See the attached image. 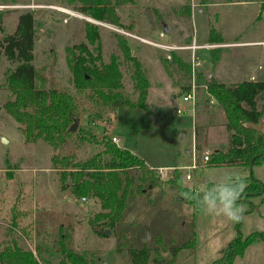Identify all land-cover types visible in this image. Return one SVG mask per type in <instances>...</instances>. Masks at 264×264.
<instances>
[{"label": "rangeland", "instance_id": "374dc122", "mask_svg": "<svg viewBox=\"0 0 264 264\" xmlns=\"http://www.w3.org/2000/svg\"><path fill=\"white\" fill-rule=\"evenodd\" d=\"M110 1L116 5L122 27L96 22L75 10V6H80L78 0H0V40L15 29L21 12L30 11L35 20L33 64L38 76L47 80L51 78L59 89L74 96L79 125H89L98 139H102L105 133L116 134L121 144L133 150L146 164H176L178 167L156 168L158 186L146 194L134 196L116 228L107 229L109 235H99L95 230H100L102 225L97 224L94 228L89 224V219L100 211L99 202L94 198L82 200L73 196L69 188H62L60 172L51 162L53 155L69 154L77 160H84L93 156L99 146L75 137L57 149L41 139L26 142L22 124L3 108L4 103L14 97L4 78L9 63L0 50V245L13 238L35 256L38 251L39 264H61L62 261L74 264L64 258L59 244L60 236L67 233V248L83 256L79 264H131L126 248L141 246L151 247V258L163 261L172 256L168 248L183 247L172 261L161 264H210L222 257L226 242L237 232L244 237L251 232L264 231V165H253L251 169V176L263 184V193L258 197H240L237 204L244 213L238 223L222 215L209 214L202 207L193 212L175 188L166 182L175 171L182 186L189 187L193 193L202 192L211 187V182L225 175L239 174L244 180L248 170L239 166L209 164V154L207 161L202 162L206 143L217 142L224 150L226 137L221 130L207 131L198 122H191L186 104L178 97L181 87L178 74H169L162 64L170 53L188 62V53L164 46H182L192 41L198 45L211 42L208 30L212 29V24L223 38H232L238 30L244 31L239 38L252 35L251 38H264V0ZM244 1L255 3L246 7L247 16L240 17L235 13L240 7L231 4ZM214 18L216 22H213ZM86 22L99 28L104 61L116 51L113 33H119L127 40L150 83L147 102L173 129L163 127L157 115L150 116L138 109L104 106L90 98L87 91L74 88L65 48L86 42ZM163 26L168 32L161 34ZM252 29L259 35L253 34ZM212 31L218 35L214 29ZM240 49L242 51L237 52L234 59L238 65L249 64L247 70L256 71L257 64H260L262 69L257 71L264 72V45ZM211 50L209 58L212 59L217 56V48ZM198 52L202 65L197 72L196 84L201 85L205 83V72L209 69L208 54L204 50ZM121 69V91L132 95L130 71L125 66ZM37 83L41 85L39 80ZM203 91L201 87L196 89L205 95ZM215 106L209 110L214 112L219 108ZM178 107H186V112L175 113ZM1 137L7 142L3 143ZM191 139L197 155L195 169L185 167L191 163L190 153L184 152L185 148H190ZM186 173L189 180L184 179ZM128 174L138 183L140 171L131 169ZM249 204L255 206L250 212ZM145 233L146 240L143 239ZM231 264H264V240L253 241L241 256L234 257Z\"/></svg>", "mask_w": 264, "mask_h": 264}, {"label": "trees", "instance_id": "16d2710c", "mask_svg": "<svg viewBox=\"0 0 264 264\" xmlns=\"http://www.w3.org/2000/svg\"><path fill=\"white\" fill-rule=\"evenodd\" d=\"M80 6L74 9L92 20L113 27H122L117 8L110 0H78ZM1 29V28H0ZM35 20L30 11L21 12L17 17L15 29L2 37L0 50L9 63L4 78L6 87L13 99L4 103V110L13 119L22 124L26 142L43 140L57 149L70 138L82 142L94 143L98 151L84 160H77L73 154L53 155V168L60 172L62 188H69L75 197L94 198L99 202L100 211L89 224L95 228L101 224L99 235L107 229L114 230L122 219L128 202L136 195L146 194L158 186L155 179L156 168H148L137 154L112 142L106 133L98 139L87 124L79 125L76 132H69L74 117H78V105L74 96L59 89L54 80L39 77L33 64ZM116 51L109 55L108 61L102 59L101 41L98 26L85 23L86 42L66 46V61L71 80L77 91H87L90 98L104 106H117L142 110L147 115H157L165 128L173 127L147 102L150 83L140 60L134 56L127 40L119 33H113ZM208 38L211 42H220L218 35L210 28ZM169 74H178L181 83L179 93L187 89L189 64L181 57L170 53L162 60ZM125 66L130 71L132 95L121 91ZM41 82L39 86L37 81ZM45 83L47 87L45 86ZM206 91L216 101L225 119V128L230 134L229 148L213 151L209 164L220 166L240 165L249 168L264 165V133L246 127V123H257L264 116V81H240L225 85L212 77L205 81ZM140 171L138 183L128 174V170ZM246 188L241 196L258 197L263 193V184L251 175L244 177ZM180 195L181 191H191L182 186L174 171L166 181ZM183 198V197H182ZM193 212L198 206L194 200L184 199ZM249 204L248 212L254 209ZM238 223V222H237ZM15 227V222L12 223ZM12 232V228H9ZM67 233L59 238L64 258L74 264L83 261V256L67 248ZM255 240H264V231H255L242 237L239 232L224 248L222 257L210 264H231L234 257L241 256L244 249ZM182 246L170 247L172 256L168 261L151 258L152 248L148 246L127 247L126 256L131 264H161L173 260ZM41 258L32 251L22 248L16 239L0 245V264H39ZM61 264H67L62 261Z\"/></svg>", "mask_w": 264, "mask_h": 264}, {"label": "crops", "instance_id": "0c3cea01", "mask_svg": "<svg viewBox=\"0 0 264 264\" xmlns=\"http://www.w3.org/2000/svg\"><path fill=\"white\" fill-rule=\"evenodd\" d=\"M254 2L251 1H244V2H238V3H234L231 5H235L237 7L240 8H244V9H238L235 13L240 17H245L247 16L249 13L247 11V6L251 7L253 6ZM256 9V8H255ZM255 9L252 10V12L254 13L253 16H255ZM216 22V18H214V21ZM212 29L215 30L216 33H218V36L220 38V42L216 43V42H207V43H211V44H222L223 46L220 47H216L217 48V56L213 57L212 59L209 58L210 56V50H204V53H206L208 59V66L209 69L205 72V78H209L212 77L214 80H216L217 82H221L225 85H229L232 83H236V82H240V81H264V72H260L262 67L260 64H257L256 69L259 71H248L247 68L249 66V64H245V65H238L235 62V56L237 54V52H241L242 50L240 48H243L245 46H263L264 45V38H251L254 37L253 35L250 37L248 36H242L241 38L240 35H244L243 32L244 31H236L235 36H233L232 38H223V36L221 35V33L217 30V28L212 24ZM253 34L256 33V36L259 35L258 32H256V30L252 29ZM246 35V34H245ZM238 37V39L236 38ZM195 42V41H194ZM203 51V50H202ZM212 51V50H211ZM205 55V54H204ZM226 77V78H225ZM224 80H226L227 82H224ZM206 81V80H205ZM204 92V91H203ZM204 94L202 93H198L196 95V104H195V109H194V117H193V121L191 119V122L193 124H195V122H198L199 126L204 127L207 131H210L212 129H218L221 130L223 132V134H225L226 137V147L225 149H221L220 148V144L217 142H208L205 145V149L203 150V154L201 155V158L204 154H211L212 151L215 150H219V151H226L229 148V138H230V134L229 132L226 130L225 128V119L224 116L221 112V110L218 109H214V112H211L209 109H211L212 107H214L215 105H217L216 101L213 103H209V98L206 95V92H204ZM205 97L207 98L205 100ZM186 104V103H185ZM187 106V104H186ZM215 106V107H216ZM188 107V106H187ZM186 109V107H184ZM111 128H113V126H111ZM109 135V134H107ZM184 135V134H183ZM110 137L114 136L118 139V146L124 149H128L125 146H123L120 142V138L116 135V134H112L109 135ZM181 137H183L181 135ZM130 150V149H128ZM132 153L136 154L133 150H130ZM184 152L186 154L190 153L191 155V163L195 162L196 163V151H195V146L193 143V140L191 139L190 142V148H185ZM202 160V159H201ZM203 162V161H202ZM190 163V164H191ZM147 165L151 168H162V167H170V168H174V167H178V165L173 164V165H166V166H161V165H157V166H153L149 163H147ZM233 166H239L240 168L243 166L240 165H233ZM186 167V166H185ZM231 240V239H230ZM228 240L226 242V244L230 241Z\"/></svg>", "mask_w": 264, "mask_h": 264}, {"label": "clouds", "instance_id": "9594fccd", "mask_svg": "<svg viewBox=\"0 0 264 264\" xmlns=\"http://www.w3.org/2000/svg\"><path fill=\"white\" fill-rule=\"evenodd\" d=\"M246 188L243 178L225 175L218 181L211 182L202 192L181 191L180 196L184 199L194 200L198 207H202L207 213L222 215L229 221L239 222L244 209L237 204Z\"/></svg>", "mask_w": 264, "mask_h": 264}, {"label": "built area", "instance_id": "2783aa9c", "mask_svg": "<svg viewBox=\"0 0 264 264\" xmlns=\"http://www.w3.org/2000/svg\"><path fill=\"white\" fill-rule=\"evenodd\" d=\"M160 46V45H159ZM223 46L222 44H211V43H204V44H196L194 41H192L189 44L182 45V46H164L166 48H169L171 50H185L187 51L188 55V64H189V74H188V80H187V89L181 93H179L178 97L181 102H184L187 104V110L190 113L191 119L193 121L194 117V109H195V104H196V89L201 87L205 92L206 95L209 98V103L215 102V99L208 94L206 91V85L205 83L198 85L196 84V76L198 75V70L201 68L202 65V60L201 57H199V52L200 50H208L216 47ZM186 112V109L184 107H178L175 109V113L180 114ZM111 140L113 143L116 145L118 144V139L114 136L111 137ZM208 159L207 154H204L202 156V161L206 162ZM186 168L189 169H195L196 164L195 162H192L190 165L186 166ZM184 179L189 180L190 176L186 173L184 174ZM82 200H85V197H81Z\"/></svg>", "mask_w": 264, "mask_h": 264}, {"label": "water", "instance_id": "95a60500", "mask_svg": "<svg viewBox=\"0 0 264 264\" xmlns=\"http://www.w3.org/2000/svg\"><path fill=\"white\" fill-rule=\"evenodd\" d=\"M168 32V28L166 26L162 27V33H167ZM80 119L79 117H74L72 124L69 126L68 131L69 132H76L78 125H79ZM246 127L253 129L259 133H264V116L261 117V119L257 122V123H246L245 125ZM1 141L3 143L7 142V140L4 137H1ZM251 162L249 163V168H248V175H251ZM104 235H109V230H105L104 231ZM144 240L147 239V233H145V236L143 238Z\"/></svg>", "mask_w": 264, "mask_h": 264}]
</instances>
